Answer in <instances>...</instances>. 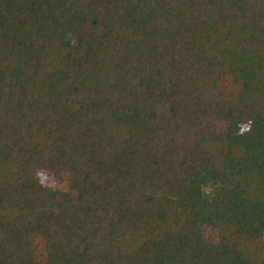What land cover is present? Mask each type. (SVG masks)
Segmentation results:
<instances>
[{"label": "trees", "instance_id": "16d2710c", "mask_svg": "<svg viewBox=\"0 0 264 264\" xmlns=\"http://www.w3.org/2000/svg\"><path fill=\"white\" fill-rule=\"evenodd\" d=\"M0 264H264V0H0Z\"/></svg>", "mask_w": 264, "mask_h": 264}, {"label": "rangeland", "instance_id": "374dc122", "mask_svg": "<svg viewBox=\"0 0 264 264\" xmlns=\"http://www.w3.org/2000/svg\"><path fill=\"white\" fill-rule=\"evenodd\" d=\"M188 70L187 67L184 69ZM167 80L174 79L175 77L170 73H163ZM219 88H211V91L200 95L199 97H194L191 93L188 95V100L193 103H198L202 108L203 117L201 114H197L196 121L194 123V128L198 130H203L207 133H230L239 130H245L252 126L253 116L251 111L246 109H238L236 112L230 111V104H232L237 98L233 91L234 86L231 78H228L224 84L217 86ZM235 90V89H234ZM234 104V103H233ZM214 118V119H213ZM38 176L43 183H52L58 185L60 188L68 187L69 182L66 175L55 176L48 175L43 171L38 172ZM58 182V183H56ZM67 180V181H66Z\"/></svg>", "mask_w": 264, "mask_h": 264}]
</instances>
